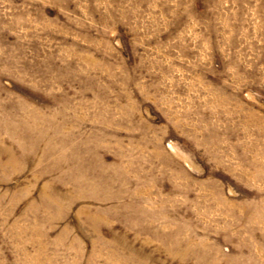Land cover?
Masks as SVG:
<instances>
[{
  "label": "rangeland",
  "instance_id": "1",
  "mask_svg": "<svg viewBox=\"0 0 264 264\" xmlns=\"http://www.w3.org/2000/svg\"><path fill=\"white\" fill-rule=\"evenodd\" d=\"M0 264H264V0H0Z\"/></svg>",
  "mask_w": 264,
  "mask_h": 264
},
{
  "label": "bare ground",
  "instance_id": "2",
  "mask_svg": "<svg viewBox=\"0 0 264 264\" xmlns=\"http://www.w3.org/2000/svg\"><path fill=\"white\" fill-rule=\"evenodd\" d=\"M235 263V262H234Z\"/></svg>",
  "mask_w": 264,
  "mask_h": 264
}]
</instances>
